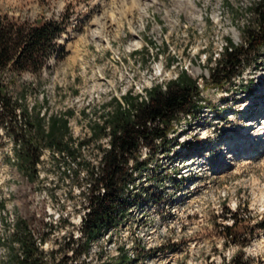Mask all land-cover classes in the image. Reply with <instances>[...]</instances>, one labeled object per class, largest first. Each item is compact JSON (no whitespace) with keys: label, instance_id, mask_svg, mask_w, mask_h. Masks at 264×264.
Segmentation results:
<instances>
[{"label":"rangeland","instance_id":"1","mask_svg":"<svg viewBox=\"0 0 264 264\" xmlns=\"http://www.w3.org/2000/svg\"><path fill=\"white\" fill-rule=\"evenodd\" d=\"M253 2L0 0V15L65 21L58 41L63 53L41 72L23 73L18 85L26 89L25 103L46 116L73 112L69 123L77 141L88 138L128 90L146 95L182 70L201 88L205 107L195 117L180 116L171 149L162 143L142 148L141 160L155 158L131 186L146 187L151 196H142L119 225L92 242L78 258L85 264H116L127 254L137 258L128 264H224L235 257L264 264V229L258 227L264 220V50L226 89L207 84L228 39L242 43ZM109 139L91 141L82 159L97 165L100 144L108 146ZM43 154L32 182L18 171L12 140L0 128V199L7 203L0 212V260L10 254L19 218L28 220L38 242L46 240L41 246L54 251L56 261L73 256L72 248L84 242L86 171L68 156L54 158L48 149ZM237 211L241 232L235 241L223 230Z\"/></svg>","mask_w":264,"mask_h":264},{"label":"trees","instance_id":"2","mask_svg":"<svg viewBox=\"0 0 264 264\" xmlns=\"http://www.w3.org/2000/svg\"><path fill=\"white\" fill-rule=\"evenodd\" d=\"M249 10L253 18L245 25L242 43L228 39L229 45L221 58L217 57L215 66L209 68L207 84L226 89L253 64L248 59L255 56L254 60H257L256 55L264 50V0H254ZM64 22L56 18L40 17L30 21L0 15V128L6 129L12 140L18 171L30 181L39 177L37 166L46 149L52 151L54 158L65 161L68 156L79 171H86L85 183L89 185L81 190L84 209H87L80 227L84 242L72 248L73 256L56 261L52 256L54 251L46 252L41 246L46 240L38 242L28 220L19 218L10 234L11 242L7 246L10 254L0 260V264H85V260L78 258L87 253L92 242L119 225L142 196H151L148 188L131 186L136 185L137 175L144 172L149 160L155 158L150 156L141 160L142 148L158 149L162 143L166 151L170 150V136L180 116L195 117L205 107L198 80L187 70H182L167 84L156 83L146 89V95L128 90L123 100L115 98L114 107L103 115L101 121L92 125L90 136L77 141L69 123L73 112L46 116L40 107L25 103L26 89L18 85V78L23 73L41 72L52 56L58 58L63 53L65 47L58 41L64 33ZM103 138L110 139L108 146L100 144L102 156L97 165L82 159V149L91 141ZM154 176L157 178L158 175ZM6 208L7 203L0 199V212ZM238 212H230L233 224L224 226L223 230L226 238L235 241L241 232ZM258 227L264 229V220L258 222ZM135 260L137 258H130L127 254L116 264ZM224 264L249 263H238L235 257Z\"/></svg>","mask_w":264,"mask_h":264},{"label":"bare ground","instance_id":"3","mask_svg":"<svg viewBox=\"0 0 264 264\" xmlns=\"http://www.w3.org/2000/svg\"><path fill=\"white\" fill-rule=\"evenodd\" d=\"M262 128L264 129V126Z\"/></svg>","mask_w":264,"mask_h":264}]
</instances>
